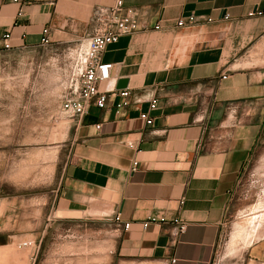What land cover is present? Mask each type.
<instances>
[{
  "label": "crops",
  "instance_id": "obj_1",
  "mask_svg": "<svg viewBox=\"0 0 264 264\" xmlns=\"http://www.w3.org/2000/svg\"><path fill=\"white\" fill-rule=\"evenodd\" d=\"M116 1L0 0V45L66 47L83 67L93 11ZM122 2L145 29L104 49L100 61L112 69L98 89L110 94L127 79L130 94L72 118L49 216L75 232L53 257L213 264L232 195L264 130V15H252L264 0ZM246 256V264H264V236Z\"/></svg>",
  "mask_w": 264,
  "mask_h": 264
},
{
  "label": "rangeland",
  "instance_id": "obj_2",
  "mask_svg": "<svg viewBox=\"0 0 264 264\" xmlns=\"http://www.w3.org/2000/svg\"><path fill=\"white\" fill-rule=\"evenodd\" d=\"M76 54L0 45V264H64L53 255L75 230L49 211L69 148L73 119L61 106L79 77ZM238 181L213 264H246L248 246L264 236V130Z\"/></svg>",
  "mask_w": 264,
  "mask_h": 264
},
{
  "label": "built area",
  "instance_id": "obj_3",
  "mask_svg": "<svg viewBox=\"0 0 264 264\" xmlns=\"http://www.w3.org/2000/svg\"><path fill=\"white\" fill-rule=\"evenodd\" d=\"M17 2L18 0H13ZM252 15H264V2L260 7H256ZM93 18L96 23V32L88 39V49L83 61V67H80L79 77L75 83L72 95L62 103L63 111L69 113L71 118H81L87 114L90 105L94 104L97 108L103 109L109 97L119 96L127 99L129 91L115 90L110 94L101 93L98 89L100 83L110 79L111 63H102L100 57L104 49L113 43H116L121 36L132 34L138 30L145 29L144 25L138 22L137 12L132 8H125L122 0H117L111 7H96L93 11ZM194 22V17H189V23ZM183 21L178 20L177 26H183ZM155 29H159L156 25ZM156 99L150 101V109H155ZM127 103L122 102L118 107H123ZM141 117L145 119L148 125L152 120L146 114ZM99 128V126H97ZM128 224H124V230H127ZM184 231L181 225L178 233Z\"/></svg>",
  "mask_w": 264,
  "mask_h": 264
},
{
  "label": "water",
  "instance_id": "obj_4",
  "mask_svg": "<svg viewBox=\"0 0 264 264\" xmlns=\"http://www.w3.org/2000/svg\"><path fill=\"white\" fill-rule=\"evenodd\" d=\"M126 87H127V79L118 80L117 86H116L117 90H122V89H125Z\"/></svg>",
  "mask_w": 264,
  "mask_h": 264
}]
</instances>
